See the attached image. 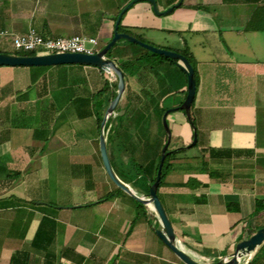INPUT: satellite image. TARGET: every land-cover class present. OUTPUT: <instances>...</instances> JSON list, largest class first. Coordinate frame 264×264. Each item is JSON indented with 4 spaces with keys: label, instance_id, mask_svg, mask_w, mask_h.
Masks as SVG:
<instances>
[{
    "label": "crops",
    "instance_id": "1",
    "mask_svg": "<svg viewBox=\"0 0 264 264\" xmlns=\"http://www.w3.org/2000/svg\"><path fill=\"white\" fill-rule=\"evenodd\" d=\"M131 1L0 0V30L106 46ZM156 1L163 12L180 0ZM121 24L156 47L188 51L197 92L188 116L181 62L130 42L114 46L107 58L118 66H143L128 67L106 123L113 169L148 196L133 167L151 178L170 138L158 194L178 245L202 262L231 257L264 228V0H184L162 16L144 1ZM117 93L94 66H0V264H185L159 238L157 214L146 205L139 213L105 169L101 126ZM249 264H264V243Z\"/></svg>",
    "mask_w": 264,
    "mask_h": 264
},
{
    "label": "water",
    "instance_id": "2",
    "mask_svg": "<svg viewBox=\"0 0 264 264\" xmlns=\"http://www.w3.org/2000/svg\"><path fill=\"white\" fill-rule=\"evenodd\" d=\"M147 1L152 4L153 9L157 15H167L172 13L175 9L180 7L184 0H180L177 4L172 6L171 8L167 9L166 11H159L158 4L156 0H132L123 10L120 12L116 24H115V33L114 37L111 42H109L101 51L94 55L88 54H71V53H62V54H50V55H34V56H19L15 54L9 53H0V66H7V67H50V66H57V65H87V66H94L98 67L107 73H114L117 78L118 82V93L116 98L110 104L106 116L103 120L101 126V153L103 162L105 165V169L111 178V180L115 183V185L135 198L140 203H143L146 206H149L159 217L161 221V228L157 230V234L159 238L178 256V258L185 264H241L249 257H252L257 248L264 243V228L259 229L256 233L250 236L248 239H245L238 243L235 249V253L231 257H225L220 259L218 262L215 263H208L196 260L195 258L191 257L187 254L177 243L176 235L172 224L168 218V215L162 205L160 200L158 191L162 181V172L167 152L170 138L163 149V154L159 166V171L157 175L156 182L152 185L150 189V193L146 197L138 196L133 189L123 182L115 173L113 169L112 162L109 157L108 153V145H107V133H106V123L108 119L116 113V109L120 103V100L123 96V93L126 88V79L125 74L121 70V68L117 65V63L109 58H107L108 52L117 44L130 42L133 44H137L146 50L158 54L161 56H165L169 59L176 60L181 62L180 66L183 68L188 76V95L186 101L181 106V109L185 110L188 116H191V108L193 102L196 97L197 92V84H196V77H195V70L188 59L176 52L171 51L163 48L156 47L152 44L143 42L136 37L128 34V33H121L119 32V26L122 21L123 16L127 13L134 5L139 2ZM176 110V109H174ZM173 111V110H172ZM171 112V110L167 111L166 115L164 116V126L170 135L169 125L167 123V114ZM197 143V137H195L193 146Z\"/></svg>",
    "mask_w": 264,
    "mask_h": 264
},
{
    "label": "built area",
    "instance_id": "3",
    "mask_svg": "<svg viewBox=\"0 0 264 264\" xmlns=\"http://www.w3.org/2000/svg\"><path fill=\"white\" fill-rule=\"evenodd\" d=\"M0 36L10 40L13 51L36 52L37 55L50 54H88L94 55L101 51V43L95 37L75 35L66 38L46 37L39 33L36 28H30L25 34H16L9 31H2ZM111 80L117 82L116 75L112 72ZM249 257L245 260L249 264Z\"/></svg>",
    "mask_w": 264,
    "mask_h": 264
},
{
    "label": "trees",
    "instance_id": "4",
    "mask_svg": "<svg viewBox=\"0 0 264 264\" xmlns=\"http://www.w3.org/2000/svg\"><path fill=\"white\" fill-rule=\"evenodd\" d=\"M119 32H121V33H123V32H127L125 29H124V27L122 26V24L120 23V26H119ZM131 35V34H130ZM132 36H134V35H132ZM134 37H136L137 39H139V40H141V41H143V42H146L143 38H141V37H137V36H134ZM147 43V42H146ZM105 46H103L101 49H103ZM114 48V47H113ZM113 48L108 52V57H110L111 56V52H112V50H113ZM0 53H9V54H15V55H19V56H34V55H37V53L36 52H24V51H13V52H11V51H5V50H0ZM187 59H188V61L191 63V65L193 66V68H194V70H195V77H196V84H197V75H196V69H195V64H194V59L192 58V56H191V54L188 52V51H182L181 52ZM147 54L148 55H150V56H152V57H156V58H158V59H161V60H167V61H171V62H175V63H177L178 64V61H176V60H172V59H169V58H167V57H165V56H161V55H157V54H154V53H152V52H150V51H147ZM141 66H143V63L142 62H133V63H121V64H119V67L121 68V70L123 71V73L125 74V76L126 75H128V67H133V68H135V70H138ZM137 67V68H136ZM134 70V71H135ZM116 84H118L117 82H116ZM102 120L103 119H101V122H102ZM192 124H193V126L195 127V124H194V121H192ZM173 154V153H172ZM173 155H171V154H168L167 155V158H166V160H165V163H164V166H163V172H162V181H161V185L163 184V181H164V178H165V176H166V174H167V172L169 171V169L171 168V165H170V158L172 157ZM161 157H162V151L160 152V154H159V157H158V163H157V166H156V168H155V171H154V175L151 177V178H149L148 177V170L146 169V168H143V166H141L140 165V171H138L137 170V165H134V167H133V169L134 170H136L135 172L136 173H134V175L133 174H131V176H134V179L136 180L139 176H145V181H146V186H143V188H141V190L143 189L147 194H149L150 193V189H151V187H152V185L156 182V180H157V175H158V171H159V166H160V162H161ZM135 164V163H134ZM130 174V173H129ZM145 174V175H144ZM148 174V175H147ZM133 178V177H132ZM125 180H129V179H125ZM126 182H128V181H126ZM142 184V183H141ZM119 191H121L120 189H118ZM111 197H113V194H110V195H108V197L107 198H111ZM137 205H138V208H139V213L142 211V210H144V211H146L147 210V208H146V206L143 204V203H140L139 201L137 202ZM261 205L259 204V207H260ZM261 210H263V209H259L258 211H257V213H259Z\"/></svg>",
    "mask_w": 264,
    "mask_h": 264
},
{
    "label": "rangeland",
    "instance_id": "5",
    "mask_svg": "<svg viewBox=\"0 0 264 264\" xmlns=\"http://www.w3.org/2000/svg\"><path fill=\"white\" fill-rule=\"evenodd\" d=\"M2 31H5V30H2ZM1 30H0V33L2 32ZM11 44H10V40L9 39H6V38H3V37H1L0 36V50H5V51H11V52H13V48H11V46H10ZM102 46L103 45H101V47L100 48H102ZM108 131H106V133H107ZM166 145V144H165ZM165 147V146H164ZM162 158V157H161Z\"/></svg>",
    "mask_w": 264,
    "mask_h": 264
}]
</instances>
